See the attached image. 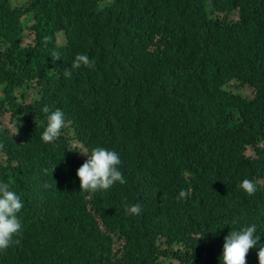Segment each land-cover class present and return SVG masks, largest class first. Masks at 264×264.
<instances>
[{"label":"trees","instance_id":"obj_1","mask_svg":"<svg viewBox=\"0 0 264 264\" xmlns=\"http://www.w3.org/2000/svg\"><path fill=\"white\" fill-rule=\"evenodd\" d=\"M77 54L92 66L65 76ZM2 86L0 179L24 208L0 264H220L231 228L264 231V0H0ZM44 107L66 114L55 142ZM98 146L126 183L86 192Z\"/></svg>","mask_w":264,"mask_h":264},{"label":"clouds","instance_id":"obj_2","mask_svg":"<svg viewBox=\"0 0 264 264\" xmlns=\"http://www.w3.org/2000/svg\"><path fill=\"white\" fill-rule=\"evenodd\" d=\"M57 58L58 55H57ZM82 66H92V61L86 54H77L70 66L65 69L64 75L71 76L73 69ZM45 114V126L41 133V140L45 143L55 142L60 136L66 124V114L60 109L52 110L48 107L42 109ZM2 147V146H0ZM87 154L86 161L77 169L76 176L79 179L80 188L86 192L108 190L113 185L126 183L121 170V157L115 149L95 147ZM239 187L247 195L252 196L258 191L257 184L251 179H243ZM190 190L181 189L177 200H187ZM24 208L21 196L12 189V186L4 179H0V251L8 249L22 230L23 224L20 213ZM126 212L130 215H138L142 212L140 203L126 206ZM216 232V231H215ZM264 231H258L256 224L231 228L224 237L220 264H247L246 257L250 249H257L259 264H264Z\"/></svg>","mask_w":264,"mask_h":264},{"label":"rangeland","instance_id":"obj_3","mask_svg":"<svg viewBox=\"0 0 264 264\" xmlns=\"http://www.w3.org/2000/svg\"><path fill=\"white\" fill-rule=\"evenodd\" d=\"M25 0H13V2L17 5V4H21L22 2H24ZM32 20H33V17H32V15H27V16H25L24 18H23V22L25 23V25H27V24H30L31 22H32ZM26 31V30H25ZM29 38L27 37V36H25V39H24V44H26L27 43V41H29L28 40ZM62 38L60 37V40H61ZM3 86L2 87H0V97H3L5 94H4V91H3ZM246 91H244V93H245ZM246 94V93H245ZM31 97H34V94H32L31 95ZM10 117V116H9Z\"/></svg>","mask_w":264,"mask_h":264}]
</instances>
